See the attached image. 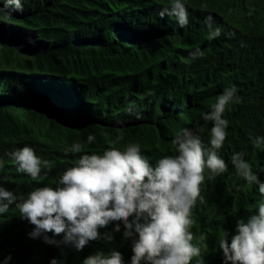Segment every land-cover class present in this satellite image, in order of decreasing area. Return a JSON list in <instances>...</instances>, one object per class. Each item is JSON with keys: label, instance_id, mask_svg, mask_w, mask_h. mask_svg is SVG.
<instances>
[{"label": "trees", "instance_id": "obj_1", "mask_svg": "<svg viewBox=\"0 0 264 264\" xmlns=\"http://www.w3.org/2000/svg\"><path fill=\"white\" fill-rule=\"evenodd\" d=\"M182 2L189 12L185 28L174 16L161 18L171 0H21L23 12L11 14L0 0V176L19 203L36 187H55L76 165L83 153L65 152L74 143L100 155L109 146L138 144L153 165L175 154L171 140L184 128L199 131L208 147L213 124L202 114L235 86L242 102L224 115L228 137L218 152L228 171L206 179L191 228L197 238L206 234L203 264H224L219 238L226 230L230 243L237 220L246 221L264 199L258 185L244 187L231 163L234 153H244L264 182V146L254 148L250 140L264 137V0ZM209 14L222 28L212 40L204 24ZM197 47L203 58L190 59ZM90 135L95 140L88 144ZM25 146L54 162L39 182L16 172L11 154ZM116 223L99 229L112 241H90L76 251L30 238L34 225L13 204L0 215V264L9 255L8 264H51L54 258L83 264L112 250L131 264V240L124 239L122 223L113 231Z\"/></svg>", "mask_w": 264, "mask_h": 264}, {"label": "clouds", "instance_id": "obj_2", "mask_svg": "<svg viewBox=\"0 0 264 264\" xmlns=\"http://www.w3.org/2000/svg\"><path fill=\"white\" fill-rule=\"evenodd\" d=\"M206 7V6H204ZM5 8L12 12H23L21 0H6ZM176 17L180 27L189 24V12L182 0H171L170 6L160 12ZM208 39L218 38L221 27H214L212 15L205 18ZM190 59L203 58L204 53L196 48ZM242 102L235 86L225 88L211 106V111L202 114L205 122L211 121V136L205 146L199 131L184 128L171 140L174 155H165L153 165L141 152L138 144H129L123 150L109 146L102 155L84 153V145L74 143L65 152L80 155L75 166L68 168L55 187H36L25 200L17 203V197L3 184L6 176H0V215L6 214L13 204L33 230L32 239H43L56 246L65 245L82 251L90 241L113 236L99 231L115 224L113 231H125V240H131V264H203L202 255L207 251L206 234L198 238L191 231L195 221L193 209L204 203L201 195L206 179L214 180L228 171V164L218 155L228 137L229 121L226 111ZM129 113L132 108L128 109ZM139 118V116H137ZM202 131V129H200ZM95 137L90 135L87 143ZM254 148L264 146V137H250ZM16 172L26 174L39 182L44 177L42 169L52 170L53 161L42 160L29 146L11 154ZM236 174L249 185H258L264 197V182L260 181L252 165L244 159V153L231 157ZM4 165L0 163V168ZM47 175V172L44 173ZM257 211L247 220L238 219L235 234L225 230L219 238V249L224 264H264V199L257 201ZM131 218V219H130ZM59 236L61 241L48 234ZM198 239V243H193ZM9 255L4 264L11 260ZM51 264H57L54 258ZM83 264H125L121 252L112 250L88 256Z\"/></svg>", "mask_w": 264, "mask_h": 264}, {"label": "water", "instance_id": "obj_3", "mask_svg": "<svg viewBox=\"0 0 264 264\" xmlns=\"http://www.w3.org/2000/svg\"><path fill=\"white\" fill-rule=\"evenodd\" d=\"M64 125H69V124H65V123H63Z\"/></svg>", "mask_w": 264, "mask_h": 264}]
</instances>
